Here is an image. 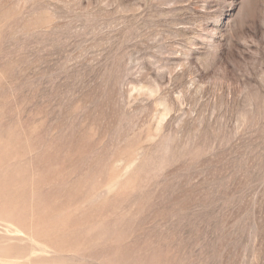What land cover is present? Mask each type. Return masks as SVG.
Wrapping results in <instances>:
<instances>
[{
    "label": "rangeland",
    "instance_id": "obj_1",
    "mask_svg": "<svg viewBox=\"0 0 264 264\" xmlns=\"http://www.w3.org/2000/svg\"><path fill=\"white\" fill-rule=\"evenodd\" d=\"M0 264H264V0H0Z\"/></svg>",
    "mask_w": 264,
    "mask_h": 264
}]
</instances>
